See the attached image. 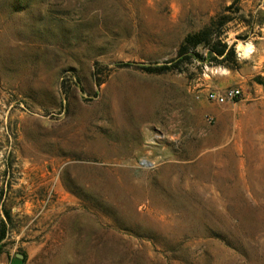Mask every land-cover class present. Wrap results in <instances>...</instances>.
<instances>
[{"label":"rangeland","instance_id":"obj_1","mask_svg":"<svg viewBox=\"0 0 264 264\" xmlns=\"http://www.w3.org/2000/svg\"><path fill=\"white\" fill-rule=\"evenodd\" d=\"M260 12L264 0H0V262L264 264ZM222 13L239 69L147 70L172 68ZM226 88L241 96L206 100Z\"/></svg>","mask_w":264,"mask_h":264},{"label":"trees","instance_id":"obj_2","mask_svg":"<svg viewBox=\"0 0 264 264\" xmlns=\"http://www.w3.org/2000/svg\"><path fill=\"white\" fill-rule=\"evenodd\" d=\"M232 7L226 9L230 12ZM239 12L240 9H236ZM263 15L262 20L257 23V26L262 27L264 25V12H260ZM233 19L222 13L213 18L206 26L199 29L197 32L187 34L182 40L177 50V61L172 68L163 66L156 69H147L150 73H163L165 71L178 69L180 64H184L186 61L194 58L197 60H206L209 65L221 66L228 71L237 70L240 68L235 46L236 42L229 44L227 42L226 26ZM242 36L236 35L235 39L239 40ZM197 48H202L206 51V58L195 52ZM5 217L9 220V215L5 212ZM6 233V223L1 221L0 223V254L3 253V241Z\"/></svg>","mask_w":264,"mask_h":264},{"label":"built area","instance_id":"obj_3","mask_svg":"<svg viewBox=\"0 0 264 264\" xmlns=\"http://www.w3.org/2000/svg\"><path fill=\"white\" fill-rule=\"evenodd\" d=\"M241 96L238 88H226L222 91H207L205 98L207 101L214 104H224L228 101H234Z\"/></svg>","mask_w":264,"mask_h":264},{"label":"crops","instance_id":"obj_4","mask_svg":"<svg viewBox=\"0 0 264 264\" xmlns=\"http://www.w3.org/2000/svg\"><path fill=\"white\" fill-rule=\"evenodd\" d=\"M6 255L9 257L10 260L14 261V260L16 259V260H18L17 262H18L19 264H22L21 259H19L16 255H15V257H11L9 254H6ZM0 264H3V263L0 262Z\"/></svg>","mask_w":264,"mask_h":264}]
</instances>
